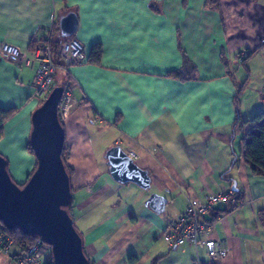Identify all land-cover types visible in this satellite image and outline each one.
<instances>
[{"label": "crops", "instance_id": "1", "mask_svg": "<svg viewBox=\"0 0 264 264\" xmlns=\"http://www.w3.org/2000/svg\"><path fill=\"white\" fill-rule=\"evenodd\" d=\"M68 13L84 62L57 72L54 87L71 99L61 122L65 161L90 264H210L201 243L211 239L227 241L223 264H264V177L244 163L250 126L242 125L264 112V0H0V45L28 55L49 36L61 41L58 24ZM245 51L251 56L242 63ZM39 104L34 72L0 53V110H16L3 124L0 155L18 185L36 165L27 145ZM114 146L138 155L148 191L111 179L104 156ZM229 189L242 204L216 206L196 248L165 244L162 232L188 198ZM151 194L166 200L160 214L145 205ZM20 253L14 243L0 264Z\"/></svg>", "mask_w": 264, "mask_h": 264}, {"label": "water", "instance_id": "2", "mask_svg": "<svg viewBox=\"0 0 264 264\" xmlns=\"http://www.w3.org/2000/svg\"><path fill=\"white\" fill-rule=\"evenodd\" d=\"M58 25L63 38L72 37L77 18L68 13ZM64 91L63 86L53 87L31 114L28 143L36 165L22 187L11 179L8 162L0 155V224L41 240L50 248L52 264H89L82 237L67 211L73 194L62 161L64 129L57 114ZM104 158L112 180L122 185L134 184L144 191L150 189L148 172L140 169L122 148L111 147ZM145 205L160 214L166 200L151 194Z\"/></svg>", "mask_w": 264, "mask_h": 264}, {"label": "built area", "instance_id": "3", "mask_svg": "<svg viewBox=\"0 0 264 264\" xmlns=\"http://www.w3.org/2000/svg\"><path fill=\"white\" fill-rule=\"evenodd\" d=\"M51 35V34H50ZM0 53L9 64L25 66L34 72V96L39 101L47 98L54 87V77L57 72L67 73L71 68L78 67L84 62L83 46L77 40L55 42L51 36L33 45L28 55L22 53L13 45L3 43ZM250 55L245 51L240 55L243 61ZM65 89V88H64ZM71 108V99L64 91L58 105V118L64 121ZM127 156L136 160L135 152H128ZM224 204L237 207L242 203L236 198L232 190L210 194L204 200L188 198L182 214L171 220L162 232V239L169 248L191 244L196 248L200 243L201 234L210 231V215L216 206ZM14 244L13 239L2 230L0 224V252L6 253ZM210 264H223L229 255V247L224 239H214L202 242ZM48 247L39 239L25 252L15 257L14 264H48L50 261ZM195 264H202L196 258Z\"/></svg>", "mask_w": 264, "mask_h": 264}, {"label": "trees", "instance_id": "4", "mask_svg": "<svg viewBox=\"0 0 264 264\" xmlns=\"http://www.w3.org/2000/svg\"><path fill=\"white\" fill-rule=\"evenodd\" d=\"M71 39H72L71 37L63 38V40L61 41H69ZM54 41L57 42L56 40ZM100 54H101L100 47L99 45H96L92 50L89 60L91 62L97 63L100 59ZM250 56H251V52H250V55L242 61V63H244L245 60H247ZM190 66H191L190 63L185 62L184 71L189 70ZM171 75L172 77H175V78L181 76L179 72H172ZM15 111L16 110L13 108L9 110H0V139L2 138V134H3L4 122L11 115H13ZM239 122L240 120L238 119L237 123ZM242 125L250 126V131L247 133V140L244 141V144H243L244 163L249 167L253 175L264 177V112L252 116L249 120L242 122ZM27 151L33 155V152L29 146V143L27 145ZM66 151H67L66 148L63 146L62 161L64 163L67 174L71 179L73 170L66 164V161H65ZM7 169H8V166H7ZM33 171L31 172V174L33 173ZM31 174L28 176V178L31 176ZM23 185H19V186L22 187ZM71 205H72V201L69 207L67 208V211L70 217H72ZM259 220L261 224L264 226V215L262 213L259 215ZM1 226H2V230L6 232L13 239L14 243H16L20 247L21 253L27 251L36 241L35 237L25 236L18 229L8 230L3 225ZM50 258H51V255H50ZM48 264H52L51 259Z\"/></svg>", "mask_w": 264, "mask_h": 264}, {"label": "rangeland", "instance_id": "5", "mask_svg": "<svg viewBox=\"0 0 264 264\" xmlns=\"http://www.w3.org/2000/svg\"><path fill=\"white\" fill-rule=\"evenodd\" d=\"M54 81L57 82L58 84L61 83L60 75L58 73L55 76V80ZM253 85H255L254 82H253ZM249 94L251 96H254L255 95V93L252 90H251V92H249ZM40 103H42V101H40ZM77 209H78V197L73 195L72 205H71L72 219H73L74 225L80 230V228H79V222H76L75 219H74V217H73V213L75 214ZM48 251L50 252V248L49 247H48Z\"/></svg>", "mask_w": 264, "mask_h": 264}]
</instances>
